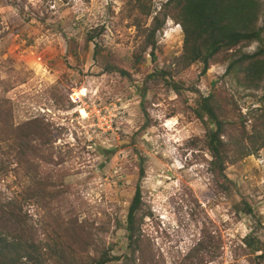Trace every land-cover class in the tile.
<instances>
[{"label":"rangeland","instance_id":"rangeland-1","mask_svg":"<svg viewBox=\"0 0 264 264\" xmlns=\"http://www.w3.org/2000/svg\"><path fill=\"white\" fill-rule=\"evenodd\" d=\"M165 1L154 5L160 9ZM260 1L258 26L264 27ZM123 6V0H0V74L8 64L18 78L6 94L16 123L35 117L51 122L58 135L53 152L63 160L56 171L71 194L66 212L86 220L113 256L129 258L126 216L140 185L148 214L144 239L165 264H181L201 240L211 252L202 264H264L262 252L252 253L244 243L253 234L264 246V149L213 172L209 121L199 105L225 88L239 107L229 120L238 122L239 113L264 103V79L249 90L225 77V66L203 75L198 64L178 76L165 73L168 84L158 74L170 71L181 54L183 32L161 41L176 24L166 22L155 55L138 63L140 39L122 20ZM95 28H104L95 37L97 52L86 44ZM177 35L182 43L176 46ZM108 63L128 74L107 71ZM177 163L183 167H173ZM224 176L233 184L228 193Z\"/></svg>","mask_w":264,"mask_h":264},{"label":"trees","instance_id":"trees-1","mask_svg":"<svg viewBox=\"0 0 264 264\" xmlns=\"http://www.w3.org/2000/svg\"><path fill=\"white\" fill-rule=\"evenodd\" d=\"M121 16L127 27H134L140 39L134 59L146 61L155 55L157 35L170 18L182 27L183 49L174 57L170 71L178 76L195 65L205 75L215 65L225 66V77L236 86L256 90L264 79V27L258 26L263 4L260 0H166L158 9L154 0H123ZM104 28L92 29L86 44L100 48L95 40ZM256 44L253 52L244 49ZM105 68L122 76L121 66L108 63ZM0 74V264H109L124 260L113 256L97 240L86 220L66 212L71 194L57 165L63 160L53 152L58 138L46 118L35 117L17 124L11 100L6 94L18 83L14 68L7 64ZM56 107L59 101L53 96ZM225 88H216L200 100L208 118L207 143L213 172L220 174L264 149V103L250 109L239 121L229 120L238 104ZM263 103V105H262ZM231 106V107H230ZM211 125L215 128L211 129ZM210 126V127H209ZM57 160V161H56ZM233 184L224 176L222 189L228 193ZM249 210V208H248ZM251 212V210H249ZM144 211L141 186L136 187L127 211L125 234L129 258L123 264H165L150 242L144 239ZM209 242L200 241L181 264L207 261ZM252 253L264 246L253 234L244 238ZM124 257V256H123ZM211 257V256H210Z\"/></svg>","mask_w":264,"mask_h":264},{"label":"clouds","instance_id":"clouds-1","mask_svg":"<svg viewBox=\"0 0 264 264\" xmlns=\"http://www.w3.org/2000/svg\"><path fill=\"white\" fill-rule=\"evenodd\" d=\"M174 23V21L172 19H168L167 21V25H172ZM182 32V27L179 24H175L174 28H171L170 31H165L163 33V36L160 38L161 41H166L172 33H181ZM173 43L177 46L180 45L182 43V41L180 40L179 35L176 36L175 41H173ZM176 121H171L170 123H175ZM176 148H172L171 152H175ZM165 155H169V153H165ZM191 156V153H189V157ZM173 167H183V164L177 163L175 165H173ZM202 167V165H201Z\"/></svg>","mask_w":264,"mask_h":264},{"label":"bare ground","instance_id":"bare-ground-1","mask_svg":"<svg viewBox=\"0 0 264 264\" xmlns=\"http://www.w3.org/2000/svg\"><path fill=\"white\" fill-rule=\"evenodd\" d=\"M80 112H81V114H82L84 117L87 116V112H86L83 108L80 109Z\"/></svg>","mask_w":264,"mask_h":264}]
</instances>
